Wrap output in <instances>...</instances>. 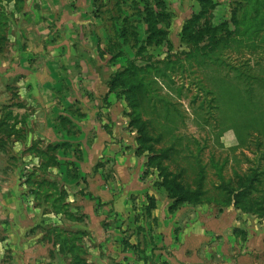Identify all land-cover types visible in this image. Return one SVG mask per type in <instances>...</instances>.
Masks as SVG:
<instances>
[{
    "label": "rangeland",
    "instance_id": "374dc122",
    "mask_svg": "<svg viewBox=\"0 0 264 264\" xmlns=\"http://www.w3.org/2000/svg\"><path fill=\"white\" fill-rule=\"evenodd\" d=\"M156 1L158 8L154 0H0V227L19 197L40 219L31 231L59 264H159V217L184 222L205 206L219 209L213 189L221 181L209 160L232 184L264 171V21L247 20L251 0H209L205 9L198 0ZM146 4L154 9L148 30L140 19ZM208 25L223 26L211 34ZM227 35L230 43L212 50L214 36ZM131 65L169 76H148L146 142L114 78ZM108 94L120 134L103 143L114 128ZM161 104L166 116H157ZM109 145L134 156L123 165L133 180L126 188L116 183ZM170 145L179 151L168 160L173 172L185 168L188 182L195 166L203 170L206 195L193 203L169 199L149 160ZM6 187L13 190L2 193ZM260 192L252 199L263 201ZM252 211L242 212V246L232 253L264 264V220Z\"/></svg>",
    "mask_w": 264,
    "mask_h": 264
},
{
    "label": "crops",
    "instance_id": "0c3cea01",
    "mask_svg": "<svg viewBox=\"0 0 264 264\" xmlns=\"http://www.w3.org/2000/svg\"><path fill=\"white\" fill-rule=\"evenodd\" d=\"M107 98L111 107L106 112L109 113L108 117L114 128L113 132L109 130L111 132L102 135L104 136L102 137L103 143L105 140L108 143L112 142V138H116V134H120L121 124V121H118L119 109L116 107L118 104H115L114 96L108 94ZM120 110H122L121 107ZM97 112L98 110H96ZM110 146L113 145H109L105 153L106 156L113 155L115 159L113 170L116 183L126 188L127 184L132 183L133 180H130L128 173L123 172V165H127L126 163H129L134 156L125 158L126 155L115 153L116 151L112 152L116 147ZM117 155L120 157L116 158ZM10 190L13 189L9 187L1 189L2 193L11 192ZM18 199L19 197L13 198L16 206L14 211L7 209L11 217L8 224L1 225L6 226L5 228L0 227V229L2 228L0 230V264H59L56 259L51 257L48 249L39 243L37 231H31L37 226L40 219L35 213L29 212L30 208L20 204ZM3 206L4 204L1 202V209H4ZM206 208L207 206L193 211L189 214L188 221L184 222L180 220L179 215H169L168 211V215L163 214L162 217H159L158 223L161 231L158 237L164 236L156 251L159 254L157 256L160 259L159 264H257L254 257L251 258L249 255L244 257L242 253L241 256L232 253L233 249L239 245L242 246L240 240L236 238L241 234V231L235 232L236 228L240 230L243 228L245 217H242V211L228 206L221 212H215V215L210 212L211 208ZM170 228H180V231L178 233L175 231L176 234L170 233ZM104 236L105 233H101L98 236L99 239L96 240H103ZM132 250H135V247ZM5 251L7 253L4 255ZM259 254L264 256V251ZM95 256L98 257V255ZM130 257L135 259L134 252L130 251ZM143 264L147 263L143 262Z\"/></svg>",
    "mask_w": 264,
    "mask_h": 264
},
{
    "label": "trees",
    "instance_id": "16d2710c",
    "mask_svg": "<svg viewBox=\"0 0 264 264\" xmlns=\"http://www.w3.org/2000/svg\"><path fill=\"white\" fill-rule=\"evenodd\" d=\"M198 2L200 6L205 9L209 0H198ZM154 6L155 8H158V2L156 0H154ZM263 9L264 0H251V3L245 7L244 13H247L248 11L252 12V15L249 16L250 19H247L248 21L262 22L264 21ZM142 10L144 11V14L140 19L147 24L148 30L151 23L150 16H152L154 9L146 4ZM222 26L223 25L210 27L208 25L207 29L212 34L216 33ZM123 29L121 31L122 35H124ZM254 34L256 33L254 32ZM228 36L229 35L223 36L219 39H216L217 37L215 36L214 39L210 38V40L212 39V50L215 49L214 47L218 46L219 43L223 45L230 43V39H227ZM232 42H234V40ZM208 45H210V43ZM175 64L176 62H172L167 65L173 66ZM151 75L154 79H169V76L166 75V73L149 65L144 67L131 65L124 69L121 73L115 74L114 76V78L119 77V84L124 90L123 94L127 105L133 111V115L135 114V116H133V120L131 121V125L134 126V129L139 136V141L143 142H146V139H149V135L147 130V121L141 120L142 115L140 114V111L142 114L145 113L144 110L147 108L146 92L149 93L153 90V83L148 81L149 77L151 78ZM114 78L109 83V91L113 89L111 82L114 81ZM208 102L210 104L211 100ZM167 109V104H161L158 110H155L158 113L157 116H159L161 112L164 116H166L168 112ZM147 151L149 153H153V150L150 147L147 148ZM184 151L190 154V152L186 149ZM157 152L161 154V157L155 155L154 157H150L149 160L150 162H154L152 163V166H154V169L157 172V177L160 179V186L163 187L169 199H174L175 203H193L200 196L206 195L204 192V182L206 179L203 170L200 167L194 165L195 168H197L195 171L192 170L193 177L187 182L183 179L186 170L185 168L180 170L178 169L176 172H173L170 169V165L174 163V161L168 162V160H172V157L179 153V151L175 149L174 145H170L168 149L160 148ZM165 162H167V164H165ZM209 164L211 168H215V176L219 181H221L220 186L213 189L215 191L218 190L216 195L220 198L219 203L216 199L213 200L215 206L219 207L218 212H221L223 208L228 206H233L235 209L242 212L252 211L254 207L256 211L252 212L259 214L260 218L264 220V199L263 201L260 198L258 200L252 199L254 194L260 192L258 185L263 183L264 171L248 170V172H245L241 176H237V182L232 184L229 181L223 180L220 171L221 169L216 168L217 165L214 164V160H209ZM260 193L264 195V191ZM151 207H153L152 204Z\"/></svg>",
    "mask_w": 264,
    "mask_h": 264
}]
</instances>
